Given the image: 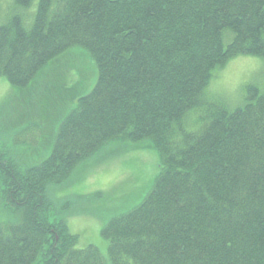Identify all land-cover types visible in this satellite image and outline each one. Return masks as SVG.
<instances>
[{"label":"trees","instance_id":"trees-1","mask_svg":"<svg viewBox=\"0 0 264 264\" xmlns=\"http://www.w3.org/2000/svg\"><path fill=\"white\" fill-rule=\"evenodd\" d=\"M74 47L97 80L61 121L50 155L21 169L0 150V198L17 216L0 225V264H107L96 247H76L48 188L109 143L144 141L158 174L102 228L110 263L264 264V88L247 87L233 111L204 95L229 60H264V0H37L30 29L18 15L0 26V78L26 88ZM201 107L200 126L187 131L185 115Z\"/></svg>","mask_w":264,"mask_h":264},{"label":"rangeland","instance_id":"rangeland-1","mask_svg":"<svg viewBox=\"0 0 264 264\" xmlns=\"http://www.w3.org/2000/svg\"><path fill=\"white\" fill-rule=\"evenodd\" d=\"M37 8L31 0L27 8L16 0H0V26L13 15L20 16L30 29ZM230 32L225 33L226 47ZM97 80V68L90 55L74 47L50 61L23 89L0 78V150L21 169L44 161L52 150L63 118L78 99L87 95ZM249 86L264 88V60L241 55L213 71L204 95L228 111L241 107ZM203 107L187 112L183 127L196 130ZM158 174L156 153L144 141L139 144L112 142L81 163L60 185L48 188L53 217H62L72 234L78 236V249L92 245L107 264V241L101 236L104 225L113 217L137 206L150 191ZM69 204V205H68ZM17 216L0 198V225L9 226Z\"/></svg>","mask_w":264,"mask_h":264}]
</instances>
